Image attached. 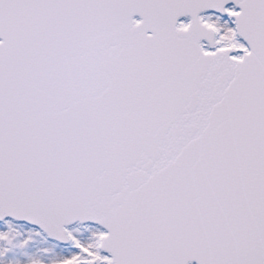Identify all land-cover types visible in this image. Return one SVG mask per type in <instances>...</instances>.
Wrapping results in <instances>:
<instances>
[{"label":"snow or ice","instance_id":"1","mask_svg":"<svg viewBox=\"0 0 264 264\" xmlns=\"http://www.w3.org/2000/svg\"><path fill=\"white\" fill-rule=\"evenodd\" d=\"M0 264H264V0H0Z\"/></svg>","mask_w":264,"mask_h":264}]
</instances>
